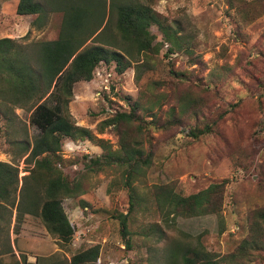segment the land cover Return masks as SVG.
<instances>
[{
	"label": "rangeland",
	"instance_id": "374dc122",
	"mask_svg": "<svg viewBox=\"0 0 264 264\" xmlns=\"http://www.w3.org/2000/svg\"><path fill=\"white\" fill-rule=\"evenodd\" d=\"M36 1L45 13L39 28L30 26L36 16L16 15L18 0H0V39L31 46L58 38L63 19L59 0ZM97 1L108 16L110 1ZM153 10L178 36L189 39L187 45L181 40L174 55L164 56L161 44L171 43L151 27L159 52L134 55L121 74L114 63H100L91 81L74 84L68 114L76 126L90 130L116 152L114 125L101 129V123L126 110L123 98L129 97L138 106L139 122L132 130L140 131L139 147L150 157L144 175L133 183L138 202H151L155 186L189 196L211 183L226 182L221 217L176 218L174 226H166L148 204H140L128 215L127 247L114 219L129 211L123 169L113 165L87 173L85 164L102 149L89 141L64 140L58 167L69 181L82 182L79 193L62 200L74 230L71 243L60 247L31 215L23 216L17 233L14 212L2 227L0 264H70L75 254L96 246L97 264H182L181 253L197 243L220 259L248 239L251 214L264 211V0H155ZM111 20L114 24L115 15ZM89 44L120 49L98 40ZM29 116L26 109L15 108L9 126L0 119V161L17 168L18 190L33 167L27 156L38 135ZM205 125L210 132L192 139L190 129ZM15 196L18 202L19 193ZM153 227L157 230L150 231ZM260 239L264 242V226ZM173 248H181L176 259ZM251 264H264V254Z\"/></svg>",
	"mask_w": 264,
	"mask_h": 264
},
{
	"label": "trees",
	"instance_id": "16d2710c",
	"mask_svg": "<svg viewBox=\"0 0 264 264\" xmlns=\"http://www.w3.org/2000/svg\"><path fill=\"white\" fill-rule=\"evenodd\" d=\"M109 15L106 16L103 3L97 0H59L63 19L59 36L54 41L21 45L9 38L0 39V119L9 126L15 108L30 112L29 123L38 130L27 161L33 167L29 174L19 180L17 168L0 161V236L3 224L13 217L18 233L24 215L38 217L47 232L66 248L72 241L74 230L62 207V200L73 197L81 191L82 182L69 181L58 167L64 140L89 141L102 149L99 157L91 158L85 164L87 173L104 172L113 165L123 169L124 187L130 201L127 215L118 214L122 238L130 246L128 231L129 216L140 204H148L160 221L166 226H174L176 218H195L215 215L221 217L223 191L226 182L211 183L207 188L181 196L166 187L155 186L151 202H138L133 183L144 175L149 167L150 157L144 156L139 147L138 134L132 126L139 122L136 114L137 103L129 97L123 98L126 110L114 112L101 123V129L114 125L119 136L118 150L97 139L90 130L76 126L68 114V104L72 98V88L80 81H91L100 63H114L117 73H123L130 66L134 55L159 52L153 45L154 36L150 28L156 26L165 37L162 48L164 56L171 57L181 47V40L187 45L189 39L178 36V32L168 26L154 10L155 0H109ZM98 7L99 11L93 10ZM95 7V8H96ZM97 9V10H98ZM18 16H36L31 27H40L45 17L44 10L36 0H18ZM115 15L114 24L111 23ZM96 35L95 37H93ZM29 32L23 37L27 38ZM89 40L105 42L119 51L103 45H86ZM120 43V47L118 43ZM161 47V46H160ZM29 49V52L27 51ZM147 56V55H146ZM127 57V58H126ZM137 69L140 68L136 66ZM143 68V66H141ZM136 81L140 79L137 70ZM111 87V92H113ZM175 113L171 112V117ZM140 123H144L141 122ZM145 124V123H144ZM146 125L153 126L148 122ZM138 129V128H137ZM210 132L205 125L202 129L192 128L189 135L198 139ZM135 134V135H134ZM24 145V144H20ZM25 152L28 147L24 146ZM18 190V191H17ZM16 192L19 193L18 202ZM88 205L83 202V208ZM156 227L160 224L155 223ZM264 226V211L259 209L251 214L249 237L236 251L220 259L208 252L200 243L188 247L181 253L182 264H251L264 253V242L260 239V229ZM157 230L151 228L150 231ZM181 248L172 249V259H176ZM99 248L91 247L75 254L70 264H97Z\"/></svg>",
	"mask_w": 264,
	"mask_h": 264
}]
</instances>
